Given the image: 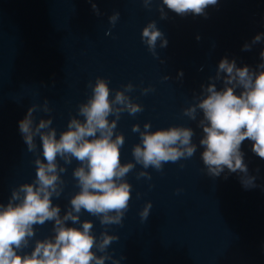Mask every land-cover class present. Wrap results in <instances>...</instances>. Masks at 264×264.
<instances>
[{
	"label": "water",
	"instance_id": "95a60500",
	"mask_svg": "<svg viewBox=\"0 0 264 264\" xmlns=\"http://www.w3.org/2000/svg\"><path fill=\"white\" fill-rule=\"evenodd\" d=\"M94 2L99 16L88 0H0V203L7 204L14 188L36 178L37 154L28 152L19 131L31 106L49 101L51 113L38 110L34 116L37 123L53 119L59 135L77 116L79 105L91 97L89 84L94 86L97 78L109 81L113 99L132 84L134 90L126 95L144 110L135 116L121 114L116 133L125 136L122 163H135L132 151L141 142L140 134L132 131L136 124L143 131L151 123L153 132L191 127L197 152L166 163L163 171L137 164L126 176L132 198L122 225H101L99 218L86 212L81 222L94 223L98 240L105 231L119 237L107 254L120 264H264V160L246 140L241 150L256 187L245 189L243 174L227 170L219 178L209 177L199 146L202 113L196 121L183 115L223 58L253 69L264 62L260 59L264 41L242 51L245 43L264 33V0H218L206 9L207 18L180 17L165 7L166 20L160 18L162 0H153L150 8L143 0ZM117 11L120 19L113 26L109 17ZM152 21L169 42L167 48L158 42L159 59L142 40L143 29ZM217 87L222 85L218 82ZM146 88L154 91L144 95ZM37 144L43 159L39 138ZM59 163L65 166L62 160ZM78 166L75 160L66 166L67 172L61 174L64 192L53 198L62 216L79 191L73 177ZM142 171L151 180L138 179ZM149 202L153 207L142 222L140 213ZM53 224L36 225V237L24 253L34 249L35 240L52 236ZM68 226L80 227L71 222Z\"/></svg>",
	"mask_w": 264,
	"mask_h": 264
},
{
	"label": "clouds",
	"instance_id": "9594fccd",
	"mask_svg": "<svg viewBox=\"0 0 264 264\" xmlns=\"http://www.w3.org/2000/svg\"><path fill=\"white\" fill-rule=\"evenodd\" d=\"M88 2L93 12L101 15L94 0ZM143 3L145 8H150L153 0H143ZM217 4L218 0H162L160 18L168 19L165 7L180 17L207 18L206 9ZM119 19L117 11L109 17V22L115 26ZM142 40L157 59L158 42L160 48H167L169 43L155 21L143 29ZM262 41L264 33L256 35L251 43H245L242 51H251ZM260 59L264 61V51L260 52ZM178 75L183 77L184 74ZM209 81L207 86H201L202 93L195 97L196 102L183 112L192 121L197 120L198 112L202 113L197 127L203 133L199 146L204 149L201 159L207 175L219 178L225 170L243 174L242 186L254 188L256 178L249 176L241 148L244 141H251L253 153L264 160V62L253 69L247 65L238 67L235 59L225 57ZM218 82L222 87H217ZM89 87L92 95L79 105L77 116L80 118L72 117L67 130L59 135L52 127L53 119L36 122L34 113L38 110L46 114L52 111L47 99L43 106H31L19 122L28 152L37 154L36 178L32 183L14 188L7 204L0 203V264H106L109 260L112 264H120V260L107 254L119 237L105 231L98 240L93 234L94 223L81 222V215L86 212L97 217L104 226L122 225L132 198V185L126 176L137 164L144 169L163 171L166 163L189 159L197 152L198 146L193 143L195 131L191 127L173 126L153 132L151 123L145 124L143 131L136 124L132 131L140 134L141 142L132 151L135 163H122L125 136L116 133L121 114L127 112L135 116L144 109L126 95L134 90L132 84L117 91L114 99L106 79L97 78L95 85L90 83ZM150 91L154 89L146 88L143 94ZM112 116L115 119L110 120ZM37 138L43 159L39 156ZM61 160L65 166H61ZM73 160L79 164L73 171L79 191L62 216L61 207L53 204V198L59 199L64 192L66 185L61 174L67 172L66 166ZM145 177L151 180L147 171L140 172L137 178ZM152 207L149 202L140 213L142 222L148 220ZM46 222H54L53 235L35 240L34 249L24 253L36 237L35 226H43ZM68 222L80 227H70ZM97 252L105 255L98 256Z\"/></svg>",
	"mask_w": 264,
	"mask_h": 264
}]
</instances>
